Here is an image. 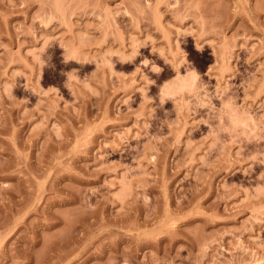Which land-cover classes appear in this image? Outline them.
Masks as SVG:
<instances>
[{
  "label": "rangeland",
  "instance_id": "rangeland-1",
  "mask_svg": "<svg viewBox=\"0 0 264 264\" xmlns=\"http://www.w3.org/2000/svg\"><path fill=\"white\" fill-rule=\"evenodd\" d=\"M0 264H264V0H0Z\"/></svg>",
  "mask_w": 264,
  "mask_h": 264
}]
</instances>
